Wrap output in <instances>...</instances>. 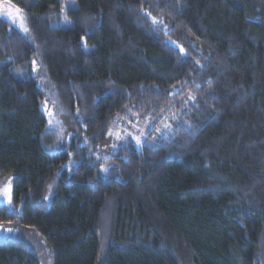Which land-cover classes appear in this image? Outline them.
Masks as SVG:
<instances>
[{
	"label": "trees",
	"instance_id": "trees-1",
	"mask_svg": "<svg viewBox=\"0 0 264 264\" xmlns=\"http://www.w3.org/2000/svg\"><path fill=\"white\" fill-rule=\"evenodd\" d=\"M4 1L29 31L0 18V179L22 208L0 204V224L43 245L0 239V264L43 247L54 264H264V0H77L71 27L62 0ZM132 115L169 129L96 160Z\"/></svg>",
	"mask_w": 264,
	"mask_h": 264
},
{
	"label": "rangeland",
	"instance_id": "rangeland-1",
	"mask_svg": "<svg viewBox=\"0 0 264 264\" xmlns=\"http://www.w3.org/2000/svg\"><path fill=\"white\" fill-rule=\"evenodd\" d=\"M78 6L77 0H62V4L60 7V19L62 24L65 27H71L73 25L72 20L67 16V10L69 8H76ZM14 4L8 1H4L0 3V18L7 19L12 21V23L23 31L18 22H14L13 17L15 16V9H17ZM20 9V8H18ZM7 11L13 12V17H9L6 15ZM22 14L26 17L25 11L20 9ZM27 26V22L25 21ZM37 69V68H36ZM34 76L37 78V82L39 86L46 92V99H50L52 94H50V89L48 86V82L44 80L45 76L42 73L33 72ZM44 110L49 118L48 130L52 132L54 138L57 140L56 143L59 145L62 142V136L60 135V124H59V112L54 110L53 106L49 104L44 107ZM51 113V115L49 114ZM170 123L168 118H165L161 122L159 119H153L149 117L148 119H142L138 115H132L126 120H117V125L111 129V135L106 141V143L102 146H99L98 149L92 152L95 155L96 160H100L102 157H105L109 153H112L116 147H119L123 144H126L127 141L132 140L133 142H137L136 137L141 140L144 139L147 132L156 129L157 132L167 133L168 127L167 124ZM139 142V143H140ZM138 143V142H137ZM14 179L15 175H10L4 179H0V204L5 206L11 212L22 211L20 205H17L14 199ZM0 239H14L21 240L29 243L33 247L42 248V241L36 237L33 231L24 228L20 225H6L0 224ZM41 257V264H54L53 256L49 253V251L45 248Z\"/></svg>",
	"mask_w": 264,
	"mask_h": 264
},
{
	"label": "snow or ice",
	"instance_id": "snow-or-ice-1",
	"mask_svg": "<svg viewBox=\"0 0 264 264\" xmlns=\"http://www.w3.org/2000/svg\"><path fill=\"white\" fill-rule=\"evenodd\" d=\"M15 16L13 17V12L12 11H7L6 15L9 17H13L14 22H18L20 27L23 29L24 32H28L29 29L27 28L25 21H26V17L22 14V12L20 11V9H15ZM155 19V18H154ZM35 63V62H34ZM51 115V113H49ZM111 135V133H110ZM137 142H140V138L136 137ZM105 171H107V169H104Z\"/></svg>",
	"mask_w": 264,
	"mask_h": 264
}]
</instances>
